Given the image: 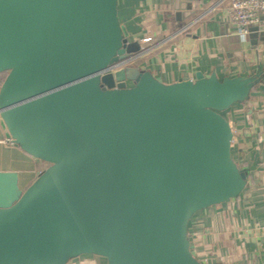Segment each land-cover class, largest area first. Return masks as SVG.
<instances>
[{
    "label": "water",
    "instance_id": "95a60500",
    "mask_svg": "<svg viewBox=\"0 0 264 264\" xmlns=\"http://www.w3.org/2000/svg\"><path fill=\"white\" fill-rule=\"evenodd\" d=\"M119 0H0V126L46 162L24 188L0 170V264H205L187 224L237 197L245 173L231 156L222 111L248 97L257 74L196 71L165 83L132 64L141 49ZM251 42L264 30L249 28Z\"/></svg>",
    "mask_w": 264,
    "mask_h": 264
},
{
    "label": "crops",
    "instance_id": "0c3cea01",
    "mask_svg": "<svg viewBox=\"0 0 264 264\" xmlns=\"http://www.w3.org/2000/svg\"><path fill=\"white\" fill-rule=\"evenodd\" d=\"M218 1L119 0L117 15L142 47L134 64L162 82L184 73L193 78L196 71L219 78L258 75L248 97L222 112L232 129L231 156L246 184L237 197L196 211L187 234L193 256L205 264H264V34L253 42L240 38L228 3L211 9ZM6 139L0 126V170L16 171L24 189L43 161ZM104 263L84 253L65 264Z\"/></svg>",
    "mask_w": 264,
    "mask_h": 264
},
{
    "label": "built area",
    "instance_id": "2783aa9c",
    "mask_svg": "<svg viewBox=\"0 0 264 264\" xmlns=\"http://www.w3.org/2000/svg\"><path fill=\"white\" fill-rule=\"evenodd\" d=\"M223 1L228 3L230 18L235 22L237 34L240 38H247L250 32L249 28L252 26H255L257 30H264V0H220L211 9ZM141 40L148 41L150 37H143ZM141 49L136 53L112 61L99 70L98 73H113L120 68L134 64L140 56ZM6 140L12 142L10 139Z\"/></svg>",
    "mask_w": 264,
    "mask_h": 264
},
{
    "label": "trees",
    "instance_id": "16d2710c",
    "mask_svg": "<svg viewBox=\"0 0 264 264\" xmlns=\"http://www.w3.org/2000/svg\"><path fill=\"white\" fill-rule=\"evenodd\" d=\"M0 74H3V77H4V73H0ZM3 77L2 78H0V81H2V79H3ZM223 112V111H222ZM44 163V162H43ZM46 163V162H45ZM47 164V163H46ZM44 168V166L41 168V170Z\"/></svg>",
    "mask_w": 264,
    "mask_h": 264
},
{
    "label": "rangeland",
    "instance_id": "374dc122",
    "mask_svg": "<svg viewBox=\"0 0 264 264\" xmlns=\"http://www.w3.org/2000/svg\"><path fill=\"white\" fill-rule=\"evenodd\" d=\"M2 77H3V74H0V78H2ZM46 165H47V164L44 162V163H43V166L46 167Z\"/></svg>",
    "mask_w": 264,
    "mask_h": 264
}]
</instances>
